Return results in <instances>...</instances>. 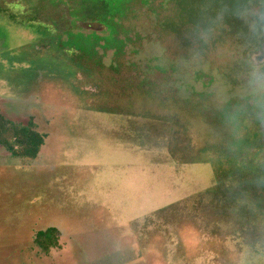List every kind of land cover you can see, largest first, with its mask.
<instances>
[{
	"label": "rangeland",
	"instance_id": "rangeland-1",
	"mask_svg": "<svg viewBox=\"0 0 264 264\" xmlns=\"http://www.w3.org/2000/svg\"><path fill=\"white\" fill-rule=\"evenodd\" d=\"M102 1H0V114L45 135L34 159L0 146V264H264V105L241 99L244 24L226 17L221 54L186 89V30L222 1ZM48 227L60 247L45 254L33 236Z\"/></svg>",
	"mask_w": 264,
	"mask_h": 264
},
{
	"label": "clouds",
	"instance_id": "clouds-1",
	"mask_svg": "<svg viewBox=\"0 0 264 264\" xmlns=\"http://www.w3.org/2000/svg\"><path fill=\"white\" fill-rule=\"evenodd\" d=\"M229 15L245 26V31L236 37L239 41L236 46L244 52L241 62V99L248 98L260 107L264 105V64H257L255 55L264 50V0H228L216 8L205 3L185 33L187 54L179 61L184 72L185 88L198 87L196 74L207 71L213 55L221 54L218 38L226 27L225 20ZM212 87L214 91L210 94L213 101L224 103L228 90L219 80H215Z\"/></svg>",
	"mask_w": 264,
	"mask_h": 264
},
{
	"label": "trees",
	"instance_id": "trees-1",
	"mask_svg": "<svg viewBox=\"0 0 264 264\" xmlns=\"http://www.w3.org/2000/svg\"><path fill=\"white\" fill-rule=\"evenodd\" d=\"M221 1L222 3L228 2V0ZM95 3L96 4L93 5V12L97 13L96 10H105V8H107V5H105L102 0H96ZM83 11L86 13L85 8ZM44 139L45 135L36 130L31 118L28 119L27 123L22 125L14 123L0 114V146L10 155L34 159L37 157L41 146L44 144ZM261 167V172H264V164ZM220 182L221 181L218 179V184H216L213 189L219 188ZM60 237V232L56 228L48 227L34 234L33 243L38 251L48 254L51 249L60 247Z\"/></svg>",
	"mask_w": 264,
	"mask_h": 264
},
{
	"label": "flooded vegetation",
	"instance_id": "flooded-vegetation-1",
	"mask_svg": "<svg viewBox=\"0 0 264 264\" xmlns=\"http://www.w3.org/2000/svg\"><path fill=\"white\" fill-rule=\"evenodd\" d=\"M0 1H2L4 4H5V7H10L13 11L15 10V9H20V8H22V9H26L25 8V3L27 2V1H29V2H33V3H37L38 1H40V0H0ZM28 3V2H27ZM58 3V0H56V4ZM35 5V4H34ZM57 10H59L57 7H55V9H54V13L56 14L57 13ZM46 13V12H45ZM44 13V14H45ZM44 14H42V15H40V17H42V16H44ZM38 17V16H37ZM37 17H36V19H37ZM40 21V20H39ZM254 127H252L251 128V130H253V131H255L254 129H253ZM255 133L256 134H260V135H262V137L264 136V131H262V130H258V131H255ZM264 141V140H263Z\"/></svg>",
	"mask_w": 264,
	"mask_h": 264
}]
</instances>
